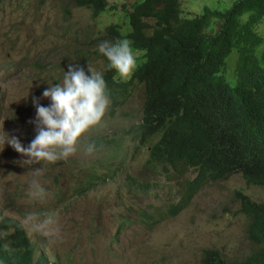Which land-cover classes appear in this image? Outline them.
Instances as JSON below:
<instances>
[{"label": "rangeland", "instance_id": "rangeland-1", "mask_svg": "<svg viewBox=\"0 0 264 264\" xmlns=\"http://www.w3.org/2000/svg\"><path fill=\"white\" fill-rule=\"evenodd\" d=\"M126 1L109 0L111 9L93 17L73 0H0V135L15 136L28 147L37 134L30 123L36 119L34 99L50 107L43 92L63 82L69 64L89 76L88 64L103 72L105 60L98 50L108 41L103 29L117 24L125 31L121 6ZM232 1L180 0L181 16L198 15L205 5L223 10ZM258 32L264 36V18ZM226 59L223 74L233 84L236 53ZM142 98L137 83L123 106L112 110L109 105L101 125L84 138L83 143L97 145L91 155L78 148L67 159L28 165V157L0 142V220H18L49 264H199L203 248H215L227 260L243 258L254 248L237 191L261 201L264 187L247 185L238 174L207 182L181 212L165 216L195 172L183 166H145L147 149L125 131L140 121ZM118 136V150H109ZM37 167L42 172L34 176L31 170ZM92 170L100 176L86 182ZM125 170L132 183L146 181L147 186L129 185ZM34 181L44 189L42 196L30 194ZM30 213L55 214L49 234L24 224ZM151 214L149 222L142 220Z\"/></svg>", "mask_w": 264, "mask_h": 264}, {"label": "trees", "instance_id": "trees-1", "mask_svg": "<svg viewBox=\"0 0 264 264\" xmlns=\"http://www.w3.org/2000/svg\"><path fill=\"white\" fill-rule=\"evenodd\" d=\"M73 2L93 17L111 9L109 0ZM121 11L127 20L125 31L109 24L102 37L109 42L127 39L140 54L130 79L109 69L104 57L102 75L111 108L123 106L132 87L141 84L140 121L125 131L147 149L145 166L197 167L190 182L198 187L187 188L185 199L171 204L165 216L181 211L208 180L226 179L233 172L240 171L248 185H264V50L258 51L264 42L258 32L264 0H233L223 10L205 5L190 18L181 16L180 0H130ZM233 51L235 79L230 84L223 71ZM121 137H114L108 149L117 151ZM124 174L129 185L147 186L146 181L132 183L128 170ZM99 176L92 170L85 181ZM239 195L254 248L235 260L207 249L199 264H264V201ZM0 227V264L48 263L44 254L35 256V244L18 220L2 218Z\"/></svg>", "mask_w": 264, "mask_h": 264}, {"label": "clouds", "instance_id": "clouds-1", "mask_svg": "<svg viewBox=\"0 0 264 264\" xmlns=\"http://www.w3.org/2000/svg\"><path fill=\"white\" fill-rule=\"evenodd\" d=\"M98 50L107 58L109 69L115 70L117 75L122 79L131 78L137 68V54L134 52L129 40L120 39L115 42L104 41L99 45ZM88 72L90 76L85 73L82 67H74L72 64H69L68 71L64 72L63 82L50 86L43 92V97L51 100V106L44 107L38 100L34 99L36 119L35 121H30V123H35L37 134L28 147H24L19 139L15 136H9L5 132L0 135V142L10 144L22 156L28 157L24 161V164L28 165H38L41 162L55 163L58 160L67 159L69 156L75 154L78 148H81L88 155L97 151V145L94 142L83 143V141L93 128H96L103 122L110 105V98L102 73L93 69L89 64ZM185 168H192L195 173L191 178H188L185 192L179 200L182 198L185 199L186 193L188 192L187 188L189 191H193L198 187L197 183L190 182L197 174V167L187 165ZM41 172L42 168L39 167L31 170V174L34 176L39 175ZM236 174L243 178L240 171L230 173L228 178ZM217 180H208L207 182ZM256 185L264 187L261 184ZM199 189L193 193L191 198ZM239 192L242 191H237L239 205L241 206ZM30 194L42 196L44 189L34 181ZM249 198L253 202H260L253 200L251 197ZM41 215L43 219H41ZM41 215L35 213L28 214L24 219V224L31 225L33 230L42 231L47 235L49 234L47 230L56 222L55 214L43 213ZM149 216L152 218V214ZM207 249L215 248H203L201 257ZM219 252L223 256L222 252ZM38 255L35 247V256ZM47 264H49V261Z\"/></svg>", "mask_w": 264, "mask_h": 264}]
</instances>
